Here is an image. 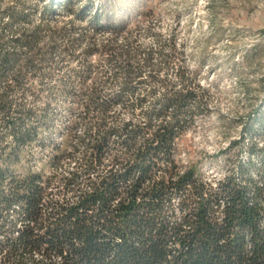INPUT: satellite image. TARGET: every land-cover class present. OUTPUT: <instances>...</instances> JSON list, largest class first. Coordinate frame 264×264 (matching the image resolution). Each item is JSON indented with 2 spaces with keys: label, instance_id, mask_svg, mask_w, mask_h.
<instances>
[{
  "label": "rangeland",
  "instance_id": "1",
  "mask_svg": "<svg viewBox=\"0 0 264 264\" xmlns=\"http://www.w3.org/2000/svg\"><path fill=\"white\" fill-rule=\"evenodd\" d=\"M0 50L13 56L0 64V168L16 178L40 176L44 213L48 199L75 200L114 156L132 157L170 120L172 106L151 111L167 91L193 93L185 105L190 122L174 137L172 163L160 161L151 180L167 179L165 167L174 164L178 172L193 167L215 187L228 175L239 178V163L250 158L248 173L264 179V159L250 151L264 148V124L249 123L253 114L264 120V0H0ZM126 64L139 74L127 78ZM13 121L30 129L22 142ZM125 122L142 131L109 134L101 162L84 174L92 142ZM72 173L78 182L67 185ZM4 212L8 235L34 224L17 202ZM22 259L59 258L32 250Z\"/></svg>",
  "mask_w": 264,
  "mask_h": 264
},
{
  "label": "trees",
  "instance_id": "2",
  "mask_svg": "<svg viewBox=\"0 0 264 264\" xmlns=\"http://www.w3.org/2000/svg\"><path fill=\"white\" fill-rule=\"evenodd\" d=\"M99 16L94 12V24ZM12 60L0 50V64ZM123 70L129 79L139 74L128 64ZM192 96L191 91H167L154 99L151 111L172 106V118L157 126L132 157L114 156L105 173H97V181L91 180L75 200L48 199L47 213L42 211L38 174L16 178L0 168V232H6L0 239V264H27L22 255L32 250L53 251L59 259L31 264H264V179L259 182L248 173L252 158L239 163V178L228 175L215 187L198 180L193 167L178 172L174 164L165 167L167 179H150L160 161L171 162L174 137L190 122L185 105ZM90 102L103 110L108 106ZM5 109L0 99V110ZM258 115H252L251 125L264 124ZM9 126L19 142L30 132L20 121ZM141 129L125 122L120 129L101 131L92 142L95 152L84 174L101 162L109 134L132 137ZM250 151L264 159V148L253 146ZM77 182L78 175L72 173L66 183ZM14 202L34 224L27 222L8 235L12 221L4 211Z\"/></svg>",
  "mask_w": 264,
  "mask_h": 264
},
{
  "label": "bare ground",
  "instance_id": "3",
  "mask_svg": "<svg viewBox=\"0 0 264 264\" xmlns=\"http://www.w3.org/2000/svg\"><path fill=\"white\" fill-rule=\"evenodd\" d=\"M214 186V185H213Z\"/></svg>",
  "mask_w": 264,
  "mask_h": 264
}]
</instances>
